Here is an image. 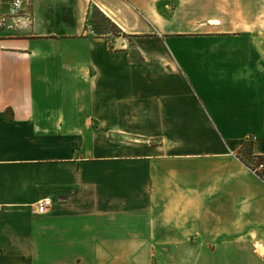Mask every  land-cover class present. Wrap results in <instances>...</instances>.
<instances>
[{
  "label": "crops",
  "instance_id": "0c3cea01",
  "mask_svg": "<svg viewBox=\"0 0 264 264\" xmlns=\"http://www.w3.org/2000/svg\"><path fill=\"white\" fill-rule=\"evenodd\" d=\"M28 2L0 25V264H162L191 241L264 264V180L236 155L264 157V0ZM93 6L118 34L87 32Z\"/></svg>",
  "mask_w": 264,
  "mask_h": 264
},
{
  "label": "rangeland",
  "instance_id": "374dc122",
  "mask_svg": "<svg viewBox=\"0 0 264 264\" xmlns=\"http://www.w3.org/2000/svg\"><path fill=\"white\" fill-rule=\"evenodd\" d=\"M86 23L89 24L90 29L95 28L96 31H100L102 33H108L109 35H114L116 33V28L113 24L109 23L104 16L98 12L94 7L89 8V14L87 15ZM89 34H93L94 31L92 30V33L87 31ZM96 34V33H95ZM174 54L176 57H179L178 60L182 62L180 59L179 53H181L180 50H174ZM182 70L185 69L187 74L189 75V80L187 83L189 85H178V89L182 90H190V91H200V80L199 76H197V69H199L195 65H189V66H182ZM181 70V71H182ZM182 74V72H181ZM196 75V76H195ZM101 132V135L103 138L108 139H114L116 138L111 133L108 135H105L104 130H99ZM131 132H136V130H131ZM114 134V133H113ZM122 139L130 140V141H138L140 140V137L134 136V135H127V137H122ZM251 140V137H246L244 140ZM99 141H101L100 138H98ZM102 142V141H101ZM244 142V141H243ZM246 164L250 165V168L253 167V160L249 158L247 155L245 156ZM264 159V158H263ZM261 174V178L264 177V170L259 171ZM212 245L217 246L218 242H210ZM191 245L188 244V246L185 248V250H182V252H179L178 255L175 257H163L161 258L162 264H245L246 258H242L243 260L240 261V258L238 256V253L236 251L234 252H224L219 250L217 254L214 252L209 251L206 249V246L203 245L200 241H191ZM184 245L182 248H184ZM259 250L263 252L262 245L259 246ZM259 252V251H258ZM215 254V255H214ZM214 255V256H213ZM208 260V261H207Z\"/></svg>",
  "mask_w": 264,
  "mask_h": 264
},
{
  "label": "built area",
  "instance_id": "2783aa9c",
  "mask_svg": "<svg viewBox=\"0 0 264 264\" xmlns=\"http://www.w3.org/2000/svg\"><path fill=\"white\" fill-rule=\"evenodd\" d=\"M28 0H10L6 11L0 12V25L11 28L28 27L32 21L30 11L27 9ZM259 177V171L264 170V159L253 164L250 168ZM51 200L49 197H42L34 203V211L44 213Z\"/></svg>",
  "mask_w": 264,
  "mask_h": 264
},
{
  "label": "trees",
  "instance_id": "16d2710c",
  "mask_svg": "<svg viewBox=\"0 0 264 264\" xmlns=\"http://www.w3.org/2000/svg\"><path fill=\"white\" fill-rule=\"evenodd\" d=\"M94 7V9H96L98 12H100L103 16H104V18L109 22V23H111V24H113L114 26H115V28H116V33L114 34V35H116V34H118V32L120 31L118 28H117V26L106 16V15H104L103 14V12H101L97 7H95V6H93ZM88 14H89V12H88ZM87 14V15H88ZM88 18V17H87ZM92 30L94 31V33H96V34H102V32H100V31H96V29L95 28H92ZM250 144H251V140L249 139V140H244V142L242 143V145H241V147L237 150V152H236V155L246 164V159H245V156L247 155L249 158H251V160H253V162L252 163H256V162H259L260 160H262V158H264V157H260V156H257V155H254V154H252V153H250ZM246 166H248L249 168H250V165H247L246 164ZM259 175V177L261 178V174L259 173L258 174ZM262 180H264V177L262 178Z\"/></svg>",
  "mask_w": 264,
  "mask_h": 264
}]
</instances>
